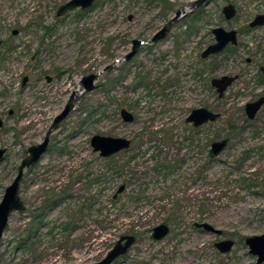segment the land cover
<instances>
[{"label":"rangeland","instance_id":"rangeland-1","mask_svg":"<svg viewBox=\"0 0 264 264\" xmlns=\"http://www.w3.org/2000/svg\"><path fill=\"white\" fill-rule=\"evenodd\" d=\"M66 1L0 0V200L27 147L83 90L82 76L101 72L24 169L25 207L9 215L0 264H91L124 234L135 242L111 264H255L244 240L264 232V104L251 120L244 104L264 93V24L248 26L264 0L195 8L194 0H95L56 16ZM229 2L236 14L227 20L221 8ZM176 11L168 34L151 43ZM215 26L237 30V44L202 59ZM132 39L141 42L123 61ZM225 73L238 78L218 99L209 81ZM200 106L220 116L192 130L185 117ZM94 134L126 137L130 146L101 157L90 146ZM222 138L227 146L208 160ZM158 161L175 168L164 175L153 169ZM202 221L221 234L195 226ZM160 222L169 232L154 240ZM222 239L233 241L228 252L214 246Z\"/></svg>","mask_w":264,"mask_h":264},{"label":"water","instance_id":"water-1","mask_svg":"<svg viewBox=\"0 0 264 264\" xmlns=\"http://www.w3.org/2000/svg\"><path fill=\"white\" fill-rule=\"evenodd\" d=\"M94 0H67L65 3L60 5L56 11V16H60L67 11H71L75 8L81 10L89 8ZM209 0H194L191 2L190 7L195 8L201 5H206ZM222 14L225 19L232 18L236 9L232 3L225 4L221 9ZM180 15L179 11H176L175 16L169 19L152 37V41H157L163 38L169 31L172 23L178 19ZM264 24V14L259 13L254 16V18L248 23L250 27H255ZM214 34L215 41L207 45L201 52V57H207L210 54H214L224 48L228 43L235 45L237 43L236 31L234 29L226 30L220 26L214 27L212 30ZM13 34L17 33V30L12 31ZM2 41L0 40V44ZM133 46L131 51L126 53L122 58L129 59L136 51L138 41L136 39L132 40ZM101 72L89 73L82 76L80 83L83 90L77 94L72 91L68 97L66 103L64 104L62 110L53 118L51 125L46 130L45 135L41 142L32 144L27 147L26 154L20 160L17 167V173L11 183L7 185L4 189V193L0 200V239L3 235V231L8 223L9 215L14 211H21L24 209L25 204L19 196V186L20 181L23 177L24 169L34 165L41 156L46 152L49 137L53 129L57 128L61 121L65 119L68 113L73 109L74 103L78 101L84 92H88L95 87V80L98 78ZM235 79V76L222 75L220 77H213L210 80V84L214 87L217 97L223 96L224 91ZM26 77H24L22 83H24ZM50 77L47 76V81ZM264 104V95L258 97L253 101L246 102L244 105V113L247 119L251 120L255 117L258 110ZM120 117L124 122H132L134 119L133 114L126 108H121ZM220 116L219 112L212 111L206 107L193 108L185 117V122L191 124L193 127H199L204 123L213 122ZM228 139L222 138L220 140H214L211 142L208 149V156L214 158L227 146ZM90 146L93 152H97L101 157H109L121 150L127 149L130 146V139L120 136H108L94 134L90 137ZM4 149H0V158L2 157ZM125 188L124 184H121L116 193L113 195L115 197L118 193L122 192ZM196 227L202 228L203 230L215 234H221V230L214 227L207 221L195 223ZM151 237L154 240H160L165 237L169 232V225L166 222H160L152 227ZM135 237L131 234L121 235L118 237L114 245L108 250L103 258L95 261L91 264H111L115 258L123 255L127 252L128 248L134 243ZM245 244L248 247L249 253L256 257L255 264H262L264 262V232L258 235H251L245 238ZM214 246L221 253L228 252L233 246V241L231 239H222L214 243Z\"/></svg>","mask_w":264,"mask_h":264},{"label":"flooded vegetation","instance_id":"flooded-vegetation-1","mask_svg":"<svg viewBox=\"0 0 264 264\" xmlns=\"http://www.w3.org/2000/svg\"><path fill=\"white\" fill-rule=\"evenodd\" d=\"M94 2H95V0H94ZM94 2H93V3H94ZM93 3H92V5H93ZM229 3H230V2H229ZM226 4H228V3H226ZM92 5H91L90 7H92ZM203 5H204V4H203ZM201 6H202V5H201ZM223 6H224V5H223ZM223 6H222V7H223ZM90 7H89V8H90ZM234 7H235V6H234ZM75 9H76V8H75ZM78 9H79V8H78ZM87 9H88V8H87ZM221 9H222V8H221ZM235 9H236V8H235ZM73 10H74V9H73ZM221 13H222V12H221ZM235 14H236V13H235ZM257 14H259V13H257ZM263 14H264V13H263ZM223 16H224V15H223ZM234 16H235V15H234ZM234 16H233V17H234ZM179 17H180V15H179ZM179 17H178V19H179ZM171 18H172V17H171ZM171 18H169V19H171ZM224 18H225V17H224ZM253 18H254V17H253ZM169 19H168V20H169ZM178 19H177V20H178ZM230 19H231V18H230ZM168 20H167V21H168ZM177 20H176V21H177ZM227 20H228V19H227ZM167 21H166V22H167ZM176 21H174L173 23H175ZM166 22H165V23H166ZM165 23H164V24H165ZM173 23H172V25H173ZM164 24H163V25H164ZM163 25H162V26H163ZM172 25H171V27H172ZM262 25H263V24H262ZM162 26H161V27H162ZM248 26H249V25H248ZM259 26H261V25H259ZM161 27H160V28H161ZM171 27H170L169 31L171 30ZM215 27H217V26H215ZM220 27H221V26H220ZM249 27H250V26H249ZM255 27H256V26H255ZM160 28H159V29H160ZM213 28H214V27H213ZM213 28H212V29H213ZM222 28H223V27H222ZM251 28H252V27H251ZM159 29H158V30H159ZM212 29H211V30H212ZM158 30H157V31H158ZM226 30H231V29H226ZM234 30H235V29H234ZM157 31H156V32H157ZM169 31H168V32H169ZM235 31H236V38H237V33H238V32H237V30H235ZM156 32H155V33H156ZM168 32L166 33V35L168 34ZM155 33H154V34H155ZM211 33H212V31H211ZM154 34H153V35H154ZM212 34H213V33H212ZM153 35H152L151 38H150V42H151V43L156 42V41H152V40H151L152 37H153ZM166 35H165V36H166ZM165 36H164V37H165ZM164 37H163V38H164ZM213 37H214V34H213ZM161 39H162V38H161ZM161 39H159V40H161ZM132 40H133V39H132ZM132 40H131V43H132ZM136 40H137V39H136ZM159 40H157V41H159ZM1 41H2V40H1ZM137 41H138V45H139V42H141V41H139V40H137ZM214 41H215V38H214ZM214 41H213V42H214ZM213 42H212V43H213ZM209 44H211V43H209ZM209 44H208V45H209ZM236 44H237V43H236ZM236 44H235V45H236ZM138 45H137V47H136V51H137ZM235 45L228 43L226 46H224L223 49L231 50V47H232V46H235ZM132 46H133V43H132ZM132 46H131V48H132ZM223 49H221L220 51H222ZM130 51H131V49H130ZM136 51H135V53H136ZM202 51H203V50H202ZM202 51H201V52H202ZM220 51H218V52H216V53H214V54H217V53H219ZM128 52H129V51H128ZM128 52H127V53H128ZM135 53H134L133 55H135ZM200 54H201V53H200ZM214 54H210V55H208L207 57H204V58L201 57V55H200V57H201L202 59H206V58H208L209 56L214 55ZM133 55H132L131 57H133ZM131 57H130V58H131ZM130 58H129V59H130ZM129 59H125V60H129ZM259 70H260V73L262 74V75H261V78H260V80H261V84L264 85V66H260V67H259ZM225 74H226V75H229V76H235V79L232 81V83H231L229 86H231V85L233 84V82L238 78V74H236V73H235V74H228V73H225ZM225 74H223V75H225ZM221 76H222V75H221ZM219 77H220V76H219ZM212 78H213V77H212ZM212 78H211V79H212ZM211 79H210V80H211ZM209 82H210V81H209ZM229 86H228V87H229ZM228 87H227V89H228ZM227 89H226V90H227ZM226 90L224 91L223 96L225 95ZM215 92H216V91H215ZM216 94H217V93H216ZM263 95H264V93L260 94L258 97L263 96ZM223 96L220 97V98H218V97H217V98H218V99H221V98H223ZM258 97L254 98V99H252V100H250V101H253V100L257 99ZM247 102H249V101H247ZM244 105H245V104H244ZM258 111H259V110H258ZM49 140H50V137H49ZM48 144H49V143H48ZM47 147H48V146H47ZM4 151H5V149H4ZM3 153H4V152H3ZM207 153H208V152H207ZM2 156H3V155H2ZM166 223H167V222H166ZM125 235H127V234H125ZM128 235H129V234H128ZM134 242H135V241H134ZM129 248H130V247H129ZM129 248H128V249H129Z\"/></svg>","mask_w":264,"mask_h":264},{"label":"trees","instance_id":"trees-1","mask_svg":"<svg viewBox=\"0 0 264 264\" xmlns=\"http://www.w3.org/2000/svg\"><path fill=\"white\" fill-rule=\"evenodd\" d=\"M190 128L192 129V130H196V127H192L191 125H190ZM209 157V156H208ZM208 160H211V158L209 157L208 158ZM174 168H175V166H173V165H171V164H168L166 161H158L157 163H156V165L155 166H153V169L154 170H156L157 172H161V171H163V173H164V175H168L169 173H171L173 170H174ZM246 184H248V183H246ZM53 196H52V194L48 197V199H47V201H48V205L49 206H51V205H54L55 203H56V199L54 200L53 198H52ZM172 216V215H171ZM167 220V222L168 221H170L171 220V217H168V219H166ZM64 227H67V226H64Z\"/></svg>","mask_w":264,"mask_h":264}]
</instances>
